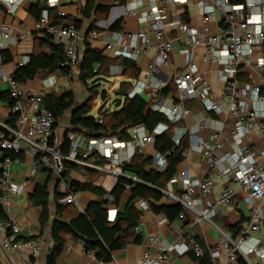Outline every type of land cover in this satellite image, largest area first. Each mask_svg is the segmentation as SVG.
I'll use <instances>...</instances> for the list:
<instances>
[{
	"label": "built area",
	"instance_id": "obj_1",
	"mask_svg": "<svg viewBox=\"0 0 264 264\" xmlns=\"http://www.w3.org/2000/svg\"><path fill=\"white\" fill-rule=\"evenodd\" d=\"M188 0H128L126 12L135 14L136 9L143 3L148 9L137 15L140 24L150 23L153 38L156 40L155 54L149 64L152 74L159 73L161 68H170L168 82L175 89V101L169 108H154L162 113L167 123H160L153 132L144 127H136L134 134L127 142L112 137H90L66 129L64 136L68 142V152L61 154L58 141L53 131L54 116L51 111L42 107L46 90L24 89L12 77L8 78L9 98L12 102L10 112L17 116L15 126L0 121V148L12 152L27 153L32 158L29 174L34 176L36 167L42 166L50 170L62 181L64 162L78 166H86L113 177L124 175L119 167L128 162L136 150L154 143L155 136L172 129V141L178 146L184 136H188L189 147L200 153L211 171V175L202 180L184 177V190L181 197L171 192L162 191L168 202L178 203L183 211L179 218L187 213L193 216L196 223L205 222L214 226L218 232L217 247L223 252L222 262L213 258L211 264H235L243 260L245 264H264V147L254 144L253 135L264 136V0H194L200 9L202 24L200 26L188 23L182 16L174 19L176 27L174 37L166 36V6L168 4H185ZM7 13L13 14L23 0H0ZM57 0H47V5L54 7ZM56 24H49L48 12L42 10L36 20V30L43 36L49 35L55 44L62 47L65 64L72 66L79 58V43L82 39L80 32L73 23L60 11L57 12ZM97 30L90 33L93 38ZM23 36V35H22ZM21 36V37H22ZM128 39L129 43L125 41ZM112 41L119 42V50L114 51L118 57L134 60L140 52L146 51L150 42L147 31L141 29L136 34L125 35L113 31ZM106 43V49H112L113 42ZM178 41L182 45L185 67L175 66L172 57V45ZM15 42L9 28H0V68L3 64V50ZM202 48V61L215 70L218 80L222 83L219 98L213 97V89L194 60V51ZM29 57L25 56L16 68L25 65ZM47 88L56 84L54 76L47 77ZM156 90L158 83H151ZM145 85L137 81L130 95L141 94ZM197 101L205 112L222 115L227 112L232 118L228 134H223V128L228 125L225 119L218 122L219 127L211 130L206 138L197 136L202 127L199 122L193 129L180 127L187 114L185 103ZM101 123V119L96 120ZM129 148L127 156H120L118 150ZM170 150L156 152L153 157V167L162 172L167 165ZM2 154V153H1ZM102 159L105 165L88 162L89 159ZM12 160L9 156L1 155L0 162V210L17 196L24 184H15L11 180ZM130 182L140 181L131 176ZM215 180H222L223 188L217 198L210 203L203 199L212 191ZM238 185L247 194L246 203L248 215L244 223L237 229L236 237H230L216 227L213 219L221 212L230 210L236 194L232 184ZM199 193L193 196L195 188ZM62 205L78 207V192L68 188L59 197ZM146 212L151 210L145 200L138 201ZM115 210L108 211V221L115 218ZM139 225L134 231L139 232ZM20 227L14 221L2 219L0 216L1 247L4 250L20 248L31 249L32 256L38 257L40 245L32 240L18 239ZM150 244H157L155 235L148 237ZM192 250L197 258L195 264H202L203 249L196 242L190 245L178 237L171 244L157 245L154 254L144 253L135 264H164L168 255L173 251L180 254ZM90 254V253H89ZM99 264H107L98 260ZM118 264V263H113Z\"/></svg>",
	"mask_w": 264,
	"mask_h": 264
},
{
	"label": "crops",
	"instance_id": "obj_2",
	"mask_svg": "<svg viewBox=\"0 0 264 264\" xmlns=\"http://www.w3.org/2000/svg\"><path fill=\"white\" fill-rule=\"evenodd\" d=\"M87 1L88 0H57L56 6L50 7L47 5V0H23L22 4L15 10L13 14L7 13L6 8L0 2V28L2 25L8 26L12 38H15V42L10 43L8 48L2 52L4 60L0 68V121L6 122L10 115V107L5 101L1 99V95L8 92L9 90L8 78L11 77V74L16 69L17 64L22 60V58L25 56L29 57V55L33 53L37 47L38 39L40 36H42L36 30V19L29 11L30 6L34 4H39L44 8L46 6L49 9H53V11L56 13L60 11L73 23L82 37L79 43L80 52H82L85 47L88 46L91 49H97L101 51L103 55L108 58H119L114 53V51L119 50L121 45H119V42L117 41H112L111 34L113 31L110 30V27L119 20H121L120 31L125 35V37L126 35L136 34L141 29L147 31L150 37V42L145 53L140 52L137 57L132 60L140 69L139 77L135 81H132V85H135L137 81L145 85V88L140 95L145 100L151 101L153 109H165L171 107L174 102L172 95L170 93L162 95L160 92L168 84L170 68L163 67L159 73L155 74H152L149 71V64L153 60L155 54V45L157 42L153 38L151 24H140L137 19V15H139V13L148 9V4L143 3L136 9L135 14H128L126 12L128 0H125L122 4H120L118 0H114V5L110 9L108 17L106 19L94 21L93 14L90 18H87L84 14ZM166 10V26L163 30L166 36L174 37L176 35V27L171 23L179 16H182V19L188 23L197 26L202 24L201 11L195 5L194 0H188L185 4H168L166 6ZM93 22L96 28L94 30H97L99 33L97 36L91 38V32H89L88 28ZM108 41L113 42L112 49H106V43ZM125 41L129 43L128 39L126 38ZM181 49V43L174 41L172 45L171 57L175 66L179 69H183L185 67V59L184 55L181 53ZM42 50L48 51V49L45 47H42ZM193 54V58L196 61L200 71L204 73L205 77L212 86L213 97L216 99L219 98L222 83L220 80H218L215 70L202 61V48H196ZM110 72L111 76L108 77L104 82H109L111 84L115 83L117 89L120 82L125 79L118 75L120 72V67L117 65L111 66ZM49 76H54L56 78V84L51 88H47L46 93L53 92L57 95H60L65 91H71L76 102L83 101L81 94L78 97L75 96V90L72 87L73 85H76V82L80 86L83 85L78 80V69H75V66L72 67V72L68 76H63L58 72L50 74L42 73L36 75L33 79L26 80L21 84V86L24 89L33 90L46 88L48 82L47 77ZM151 83H158L160 86L155 90L151 86ZM185 108L187 110V114L183 121L179 124L180 127L191 130L195 128L199 122H201L202 127L197 132V136L206 138L211 130L219 127L218 122L222 119H225L228 125L223 128V134H228L229 127H231L232 124V118L227 112H224L220 116L215 115L212 112H205L197 101L186 102ZM91 114L96 116L97 111L95 113L91 112ZM66 129V123L59 124V126L55 129V137L58 141L59 148L62 146V139ZM134 132L135 128H131L128 131L129 139L134 134ZM253 139L256 147H264V136L255 134L253 135ZM129 152V148L127 150H118L119 155L122 157L127 156ZM156 152L157 151L154 147V143H152L142 147L141 150H136L134 153L144 157L153 158ZM1 155L2 154H0V156ZM88 162L95 163V159H89ZM31 165L32 158L27 153H23L21 160L12 161L10 166L11 180L15 184H24V186L17 196L13 197L9 203L1 208L0 214L2 219L14 221L17 225H19L20 230L17 233L18 239L38 242L40 245V254L38 257H33L31 249L29 248L4 250L1 247L2 234L0 233V264H48V258L52 253L54 245L52 239V222L50 221L47 225L41 228L39 223L41 208L39 206L33 205L29 200L30 195L34 191L35 182L42 181L45 178L46 173L40 170L41 166H37L35 175L30 176L29 171ZM79 168H82V171H84L87 176L80 175L78 172ZM119 169L121 170L120 167ZM146 169L149 170L150 166H147ZM124 175L131 177L125 173ZM210 175L211 171L206 165L203 156L191 148H188L184 152L183 160L176 167L175 175L165 184L162 191L171 192L173 195L181 197L184 190L185 176H188L190 179L202 180ZM91 176L95 177L91 178ZM66 178L83 184L91 183L105 190L106 195L103 197V199L109 201V204L106 206L107 212L109 210H115L116 213H123L125 206L130 199L131 187H127L118 205H113L112 197L109 195V192L113 189L118 179L109 174L99 172L86 166L77 165L76 169H72L68 172ZM223 186L224 183L222 180H215L212 191L203 199V202H213L217 198V195ZM232 186L236 191V194L231 209L219 213L213 219V223L228 236L236 237V229H238L240 225L246 221L249 210L246 203L247 194L242 192L235 183L232 184ZM67 189L68 186L64 181H61L55 177H53L50 181L48 186V207L51 217L50 220L55 218L56 202L58 203L59 197H61ZM198 193L199 189L196 187L194 189L193 196L198 195ZM140 199H137L133 204L134 209L140 214V219L136 224V226L139 225V232L137 234L141 235L140 243L127 244L124 248L114 251L112 253V261L107 264H113L115 262L118 264H135L144 253L154 254L157 251V245L171 244L178 237L183 238V241L188 245L194 241L201 246L203 253L208 254L206 262L203 264H211L213 258H217V261L222 262L223 252L217 247L219 236L217 229L214 226H211L205 222H194L193 216L190 213H187L186 217L183 219L178 218L174 222L169 223L163 214L146 212L138 204ZM78 200L79 206L76 208H78L80 211H84L89 203L98 202L100 197L91 193L90 191L83 190L78 192ZM159 203L179 205L175 202H168L165 198V195ZM152 235L157 237V244H150L148 242V237ZM203 258L204 255L202 259ZM196 262L197 258L195 257V254L192 250L182 254H180L178 251H173L168 255V260L164 264H195ZM241 262L242 264H245L243 260H239L235 264H240ZM52 264L99 263L94 253L89 254L85 252L80 239L72 238L68 235L60 253L54 257Z\"/></svg>",
	"mask_w": 264,
	"mask_h": 264
},
{
	"label": "trees",
	"instance_id": "obj_3",
	"mask_svg": "<svg viewBox=\"0 0 264 264\" xmlns=\"http://www.w3.org/2000/svg\"><path fill=\"white\" fill-rule=\"evenodd\" d=\"M124 1L118 0L120 4L124 3ZM113 3L114 0H88L84 14L87 18H90L93 14L94 21L106 19L111 7L114 5ZM44 9L48 12L49 24H56L58 17L53 9L34 4L30 6L29 11L37 20ZM88 29L89 32L96 29L94 22ZM120 29L121 20L116 21L110 27L111 31H119ZM42 47L47 48L48 51L42 50ZM113 65L120 67L118 75L122 76L125 80L120 82L119 87L115 91V100L112 103L113 109L111 110L103 106L97 110V115L94 116L91 114L93 105L90 99L76 102L71 91H65L60 95L53 92L45 94L42 100V107L51 111L54 116L53 131L61 122L65 121L68 130L82 134L87 138L104 136L116 138L120 141H128L130 140L128 131L131 128L142 126L151 133L158 124L167 123L166 117L152 108L150 100H145L139 94L130 95L133 88L132 81L138 79L140 74V69L135 62L122 57L115 59L108 58L101 51L91 49L88 46L82 52H80L79 47L77 62L69 66L65 64L62 47L55 44L49 35L40 36L36 49L29 55L28 62L25 65L17 67L11 74V77L19 84H22L26 80L33 79L36 75L42 73L50 74L58 72L63 76H68L72 72V67L76 66L78 69V80L85 87L91 83L93 88L87 89L90 93H95L97 88L95 86L103 83L111 76L110 67ZM160 92L162 95L170 93L175 101V89L171 81ZM1 99L9 107L12 105L8 92L3 93ZM98 118L101 119V123L96 122ZM16 119L17 116L10 112L6 123L14 127ZM173 128L174 126L170 125L168 131L155 136L154 147L157 152L164 153L168 150L171 151L167 156L166 168L162 172H158L152 167V157H144L137 153H134L128 162L121 164L120 168L123 173L136 177L140 182L134 183L121 178L117 180V183L109 192V195L112 197V204L118 205L127 187H131V195L124 212L116 213L114 220L111 222L108 221L106 209L109 201L103 199L106 191L91 183L83 184L67 179L68 172L77 168V165L68 162H64L63 164L62 181L71 190L75 192L90 191L99 196L100 200L89 203L84 211H80L69 204L61 205L59 202H56L55 218L50 220L48 186L52 178L57 177L50 170L42 166L40 167V170L46 173V175L42 181L35 182L34 191L30 195L29 200L33 205L41 208L39 220L41 228L50 221L52 222L54 245L52 253L48 258V264H52L54 257L60 253L68 235L72 238L80 239L86 253H94L98 260L105 263L112 261V253L114 251L124 248L127 244L140 243L141 235L134 232V228L140 219L139 212L133 207L137 199L146 200L151 212L163 214L169 223L179 218L183 208L177 204L159 203L164 194L152 188L160 190L164 188L165 184L175 175L176 167L183 160L184 152L189 147L187 135L183 137L178 146L174 145L172 141ZM60 152L63 155H66L68 152V142L65 136L62 139ZM1 153L4 156H9L12 161L21 160L23 157L22 152L15 153L0 148ZM95 164L103 165L105 162L98 158L95 159ZM147 166H150L149 170L146 169ZM207 255L205 253L204 258L200 259L202 264L206 262Z\"/></svg>",
	"mask_w": 264,
	"mask_h": 264
},
{
	"label": "rangeland",
	"instance_id": "obj_4",
	"mask_svg": "<svg viewBox=\"0 0 264 264\" xmlns=\"http://www.w3.org/2000/svg\"><path fill=\"white\" fill-rule=\"evenodd\" d=\"M75 69H77V67L75 66ZM74 88V92H75V96H80V94L82 95V100H89L92 101V105H93V109H92V113H95L98 109H101L103 106H105V108L107 109H113V101L115 100V90H116V84L113 83H101L95 87V93H90L89 90L87 88H93L92 84L89 83L86 87L83 85H79L76 82V85L72 86ZM44 90H46V88H42ZM97 94V95H96ZM95 97V98H94ZM94 98V99H93ZM60 124H65V121L61 122ZM82 168H79L78 172L80 175L83 176H87V174H85L84 171H82ZM95 176H91V178H94Z\"/></svg>",
	"mask_w": 264,
	"mask_h": 264
},
{
	"label": "water",
	"instance_id": "obj_5",
	"mask_svg": "<svg viewBox=\"0 0 264 264\" xmlns=\"http://www.w3.org/2000/svg\"><path fill=\"white\" fill-rule=\"evenodd\" d=\"M120 178H121V179H127V180H128L129 177H128V176H125V175H119V176L117 177V179H120ZM147 186H148V185H147ZM152 188L162 193V190L157 189V188H154V187H152Z\"/></svg>",
	"mask_w": 264,
	"mask_h": 264
}]
</instances>
